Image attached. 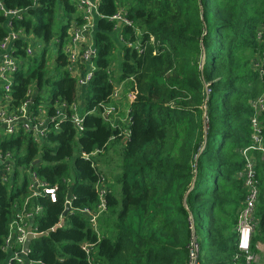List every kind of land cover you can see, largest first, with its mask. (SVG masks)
<instances>
[{
  "label": "trees",
  "instance_id": "trees-1",
  "mask_svg": "<svg viewBox=\"0 0 264 264\" xmlns=\"http://www.w3.org/2000/svg\"><path fill=\"white\" fill-rule=\"evenodd\" d=\"M1 1L22 12L12 21L14 29L33 36L41 48L15 73L14 105L21 107L32 87L34 109L44 101L43 92L53 101L78 102L77 77L66 69L63 54L71 22L82 23L76 4ZM122 1L133 27L123 26L121 34L128 42L138 41L140 50L123 46L115 77L110 68L117 61L113 33L118 27L111 17L121 0H101L96 69L81 99L85 131L77 133L65 119L43 145L23 131L0 135V154L13 158L12 173L0 165V178L6 180L0 181V264L10 258L4 242L28 199L30 208L42 209L33 227L45 236L33 240L23 264L264 263L259 249L264 245V155L259 151L250 153L260 190L256 229L249 254L238 248L248 196L242 151L253 144L252 103L264 94V78L253 65L257 58L264 64V41H257L264 0ZM8 31L0 12V43ZM54 40L59 41L57 55L49 67ZM28 45L16 41L17 55L25 57ZM111 76L124 83V100L137 92L129 106L128 135L124 125L111 126L101 117L115 88ZM259 120L264 141V112ZM93 153L89 160L83 157ZM31 172L40 185L58 188L56 202L44 194L31 197ZM102 179L106 211L95 231L82 210L99 208ZM68 202L71 211L64 217ZM194 243L198 256L192 263ZM86 244L93 245L90 255Z\"/></svg>",
  "mask_w": 264,
  "mask_h": 264
},
{
  "label": "built area",
  "instance_id": "built-area-1",
  "mask_svg": "<svg viewBox=\"0 0 264 264\" xmlns=\"http://www.w3.org/2000/svg\"><path fill=\"white\" fill-rule=\"evenodd\" d=\"M76 4L77 14L82 19V23L72 21L69 30V37L63 48V54L67 58L66 69L77 77L78 84V102L68 104L60 100L53 101L49 98L37 106L34 103V96L37 94L32 87L29 91L28 100L19 108L13 103V92L15 85V73L19 71L26 63V57H38L40 55L36 51V47L40 48L37 40L33 36L27 35L23 30L16 31L13 26V19L22 18V12L17 10H9L5 7L4 3L0 0V12L8 19V35L0 43V135L13 136L23 131L30 134L33 141L38 145H43L47 139L50 130H59V121L69 119L74 125L77 133L85 131V116L82 112L83 98L85 88L93 78L96 69L94 60L97 57V49L94 39V18L99 14V4L101 0H70ZM111 21L116 23V30L121 33L123 26L133 27V22L127 18V11L124 5L120 6L117 14L111 17ZM121 25V26H120ZM139 33V31H138ZM122 45L140 50V43L138 41L131 43L126 41L122 34L120 36ZM257 41L263 43L264 41V24L260 25L257 33ZM18 40H26L29 45L25 48V57L17 55L18 47L15 42ZM56 40L52 42V48H56ZM57 53V49H56ZM49 64L48 58H46ZM55 60L53 61L54 65ZM254 68L259 72L260 79L264 78V64L261 59L254 60ZM85 66V67H84ZM110 70L114 74V64ZM111 73V75H112ZM111 82L114 84V92L111 96V101L102 108L101 117L103 121L111 126H117L119 122L125 123L126 128L122 131L128 135V127L130 126V104L136 99L137 92H131L127 100L122 97L124 90V83L117 84L115 77L111 76ZM264 83V80H263ZM124 105V113L126 114L123 119L119 118L120 111ZM255 109V115L252 118V126L254 128L253 144L242 151V155L246 159V172L241 175L245 180V185L248 190V196L245 201V208L240 215L238 225V248L241 252L249 254L251 248V241L253 233L256 229L255 212L259 203V183L256 180L255 161L250 156L251 151H259L264 155V141L262 138V129L260 124V116L264 112V94L252 103ZM121 120V121H118ZM56 124V125H55ZM120 129H122L120 127ZM97 153L83 154V157L89 160L95 157ZM8 164V165H7ZM0 165L7 166L8 173L13 172V158L11 154H0ZM32 184L30 191L33 198L40 194H44L50 198L52 202H56L57 187H48L39 184L34 172H31ZM6 181L0 178V181ZM99 194L101 204L96 211L90 209L82 210L86 214L90 223L95 231L99 229V217L106 211V194L107 183L102 179L99 184ZM70 204V202H68ZM71 205V204H70ZM42 213L41 207H29V199L25 201L23 208H19L15 220L10 226L9 235L4 242L3 250L10 254V258L4 264H10L13 260H17L23 264L27 258L28 253L24 252V244L29 236V228L32 227L33 234H40L34 230L33 223L35 218ZM93 245H84V250L87 255L92 252ZM16 249H19L16 251ZM198 256V246L194 243L191 251L192 263ZM248 261L252 260L251 256L247 257ZM28 264V262H27ZM34 264V263H32Z\"/></svg>",
  "mask_w": 264,
  "mask_h": 264
},
{
  "label": "rangeland",
  "instance_id": "rangeland-1",
  "mask_svg": "<svg viewBox=\"0 0 264 264\" xmlns=\"http://www.w3.org/2000/svg\"><path fill=\"white\" fill-rule=\"evenodd\" d=\"M58 27H59V25H58ZM54 41H56V40H54ZM54 41H53V43H54ZM36 51L40 54L41 53V48H39V47H36ZM56 55H57V53H56V48H50L49 49V51L47 52V58H48V60H49V67H51V66H53V61L55 60V57H56ZM39 56V55H38ZM120 60H119V58H118V61H117V68L115 69V73H114V76H117V75H119V73H120V71H121V65H120V62H119ZM115 63V62H114ZM113 63V64H114ZM116 66H114V68H115ZM42 97L43 98H45V99H47V98H49L50 97V95L48 94V93H42ZM125 113L123 112V111H120V114H119V118L120 119H123V117H125V115H124ZM118 121H121V120H118ZM259 249H260V251L264 254V246H263V244H259ZM259 258H257L256 260H257V262L259 261L258 260ZM262 264H264V263H262Z\"/></svg>",
  "mask_w": 264,
  "mask_h": 264
},
{
  "label": "crops",
  "instance_id": "crops-1",
  "mask_svg": "<svg viewBox=\"0 0 264 264\" xmlns=\"http://www.w3.org/2000/svg\"><path fill=\"white\" fill-rule=\"evenodd\" d=\"M93 1H95V0H93ZM120 5H124V2L121 0V2H120ZM100 19V16L98 15V14H96V16H95V18H94V25H95V27H94V32H93V34H94V39H95V34H96V31H97V27H98V20ZM120 36H121V33H120V31L119 30H116L114 33H113V38H114V40H115V42H116V45L118 46V50H117V61H118V58H119V62H120V65H121V62H122V58H121V56H122V54H121V49L123 48V45H122V42H121V39H120ZM117 61H115V63H114V66H116L115 68H114V70L117 68ZM115 73V72H114ZM118 76V75H117ZM116 77V76H115ZM84 98V97H83ZM124 105H122V111L124 112L125 110H124ZM124 115H126V114H124ZM124 118V117H123ZM120 123V125H124L125 126V123H121V122H119ZM125 128H126V126H125ZM264 246V245H263Z\"/></svg>",
  "mask_w": 264,
  "mask_h": 264
},
{
  "label": "water",
  "instance_id": "water-1",
  "mask_svg": "<svg viewBox=\"0 0 264 264\" xmlns=\"http://www.w3.org/2000/svg\"><path fill=\"white\" fill-rule=\"evenodd\" d=\"M97 31H98V29H97ZM70 211H71V206H70V204H68L67 207H66V211L64 212V217L67 216L70 213ZM64 222L65 221H62V223L60 225L61 227L64 225ZM29 233L30 234L28 236V239H27V241H26V243L24 244V247H23L25 253H29L30 247H31V244H32L33 240L40 239V238L45 236V234H33L32 227L29 228Z\"/></svg>",
  "mask_w": 264,
  "mask_h": 264
}]
</instances>
